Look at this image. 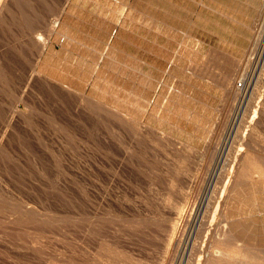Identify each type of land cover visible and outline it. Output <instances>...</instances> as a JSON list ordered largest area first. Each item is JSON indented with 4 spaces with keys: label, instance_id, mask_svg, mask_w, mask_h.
Returning a JSON list of instances; mask_svg holds the SVG:
<instances>
[{
    "label": "rangeland",
    "instance_id": "obj_1",
    "mask_svg": "<svg viewBox=\"0 0 264 264\" xmlns=\"http://www.w3.org/2000/svg\"><path fill=\"white\" fill-rule=\"evenodd\" d=\"M167 1L187 72L164 120L40 73L67 0L0 13V264H264V180H235L264 163V0Z\"/></svg>",
    "mask_w": 264,
    "mask_h": 264
},
{
    "label": "crops",
    "instance_id": "obj_2",
    "mask_svg": "<svg viewBox=\"0 0 264 264\" xmlns=\"http://www.w3.org/2000/svg\"><path fill=\"white\" fill-rule=\"evenodd\" d=\"M169 18L167 0H67L40 73L113 115H183L186 30Z\"/></svg>",
    "mask_w": 264,
    "mask_h": 264
},
{
    "label": "bare ground",
    "instance_id": "obj_3",
    "mask_svg": "<svg viewBox=\"0 0 264 264\" xmlns=\"http://www.w3.org/2000/svg\"><path fill=\"white\" fill-rule=\"evenodd\" d=\"M8 2L9 0H1V10H0V13L3 11L4 12V9L8 7ZM2 15V14H1ZM0 15V16H1ZM36 28H37V25H36ZM55 29V28H54ZM52 28H50V31L49 33L51 34L53 32ZM34 35L37 36V34H35L34 30L32 31L31 33V37H32V41H33V45L34 47H36V42H37V37L36 38H33ZM35 41V42H34ZM37 48V47H36ZM262 95H264V92L261 93ZM248 96V95H247ZM261 97V96H260ZM252 100V99H251ZM261 100V99H260ZM259 102V101H258ZM246 104V103H245ZM260 104V102H259ZM263 105V104H262ZM260 106V105H259ZM240 107V106H239ZM246 107V106H245ZM256 107H257V104H256ZM262 108V106H261ZM264 109V108H263ZM255 112V110H254ZM261 114L263 115L264 114V111L262 112L261 111ZM254 115V114H253ZM242 117V116H241ZM258 117V116H257ZM260 117V116H259ZM262 119V117H261ZM264 119V118H263ZM251 120V119H250ZM256 119H254V122H255ZM261 121V120H260ZM238 123V122H237ZM250 123V121H249ZM248 123V124H249ZM251 123H252V120H251ZM261 123V122H260ZM246 124V123H245ZM250 125V124H249ZM252 125V124H251ZM257 129V128H256ZM249 130V128H248ZM251 130V129H250ZM255 129H252L251 131H253ZM258 130V129H257ZM241 133V132H240ZM254 133V131L252 132ZM245 135V134H244ZM247 135V134H246ZM245 135V137H246ZM239 154V153H238ZM237 171L235 172V180L238 181V180H246L247 182L249 181H255L256 179L259 180V181H263L264 180V163L262 160L260 159H257L255 157H252L251 155L249 156H246L244 158L243 161H241V163L237 166ZM234 183V182H233ZM214 186V185H213ZM234 186V184H233ZM211 195V194H210ZM169 200V199H168ZM215 200V199H214ZM194 202V201H193ZM219 205V204H218ZM227 209V208H226ZM185 210V209H184ZM220 211V210H219ZM234 231V230H233ZM196 234V233H195ZM252 236V235H251ZM236 239V238H235ZM174 241V240H173ZM243 241V240H242ZM216 242V240H215ZM240 248V247H239ZM222 249V248H221ZM193 252V251H192ZM239 252V251H238ZM238 252H223V256L227 258V256H235L238 254ZM195 253V251H194ZM183 255V254H182ZM193 255V254H191ZM222 256V258H223ZM215 257V256H214ZM236 257V256H235ZM211 258V257H210ZM219 258V257H218ZM225 258V259H226ZM230 258V257H229ZM213 259V258H211ZM224 259V258H223ZM231 259V258H230ZM234 259V257H233ZM229 260V259H228ZM236 260V259H235ZM170 261V260H169ZM180 262V261H179ZM231 262V261H230ZM184 264V263H183Z\"/></svg>",
    "mask_w": 264,
    "mask_h": 264
}]
</instances>
